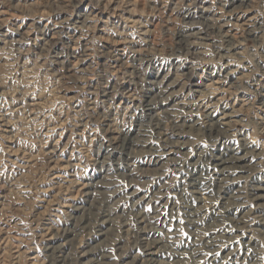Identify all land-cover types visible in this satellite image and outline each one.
I'll use <instances>...</instances> for the list:
<instances>
[{
    "label": "rangeland",
    "instance_id": "rangeland-1",
    "mask_svg": "<svg viewBox=\"0 0 264 264\" xmlns=\"http://www.w3.org/2000/svg\"><path fill=\"white\" fill-rule=\"evenodd\" d=\"M0 264H264V0H0Z\"/></svg>",
    "mask_w": 264,
    "mask_h": 264
},
{
    "label": "bare ground",
    "instance_id": "bare-ground-1",
    "mask_svg": "<svg viewBox=\"0 0 264 264\" xmlns=\"http://www.w3.org/2000/svg\"><path fill=\"white\" fill-rule=\"evenodd\" d=\"M206 86H207V85H206ZM199 97H200V96H199ZM207 106H208V105H207ZM211 111H212V110H211ZM224 116H225V115H224ZM212 120H213V119H212ZM214 121H215V120H214ZM228 121L230 122V120H228ZM215 122H216V121H215ZM217 123H218V125H219V124H220V125H225V124L227 125L228 122L225 121V119H224L223 121H217ZM240 158H241V157H240ZM237 159H238V158H237ZM222 160H223V161H221V164L224 165L226 160H225V159H222ZM224 160H225V161H224ZM220 166H221V165H220ZM223 167H224V166H223Z\"/></svg>",
    "mask_w": 264,
    "mask_h": 264
},
{
    "label": "snow or ice",
    "instance_id": "snow-or-ice-1",
    "mask_svg": "<svg viewBox=\"0 0 264 264\" xmlns=\"http://www.w3.org/2000/svg\"><path fill=\"white\" fill-rule=\"evenodd\" d=\"M182 231V230H181Z\"/></svg>",
    "mask_w": 264,
    "mask_h": 264
}]
</instances>
